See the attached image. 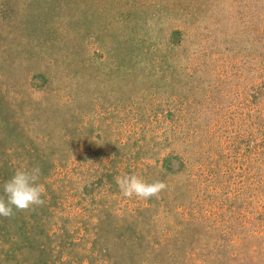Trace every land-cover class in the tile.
I'll list each match as a JSON object with an SVG mask.
<instances>
[{
	"label": "rangeland",
	"instance_id": "374dc122",
	"mask_svg": "<svg viewBox=\"0 0 264 264\" xmlns=\"http://www.w3.org/2000/svg\"><path fill=\"white\" fill-rule=\"evenodd\" d=\"M21 166L44 203L0 217V264H264V0H0Z\"/></svg>",
	"mask_w": 264,
	"mask_h": 264
},
{
	"label": "clouds",
	"instance_id": "9594fccd",
	"mask_svg": "<svg viewBox=\"0 0 264 264\" xmlns=\"http://www.w3.org/2000/svg\"><path fill=\"white\" fill-rule=\"evenodd\" d=\"M41 169L21 166L0 183V217H11L14 210L29 209L44 203V187L39 182ZM117 185L124 197L151 199L164 189L161 181L149 182L136 174H124L116 178Z\"/></svg>",
	"mask_w": 264,
	"mask_h": 264
}]
</instances>
